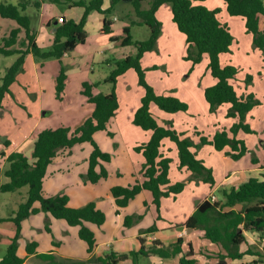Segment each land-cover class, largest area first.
<instances>
[{
    "label": "trees",
    "instance_id": "obj_1",
    "mask_svg": "<svg viewBox=\"0 0 264 264\" xmlns=\"http://www.w3.org/2000/svg\"><path fill=\"white\" fill-rule=\"evenodd\" d=\"M44 1L66 4L70 7L78 5L85 8L80 21L65 17L60 21L57 18L59 22L54 33V40L48 48L38 44L37 29L33 26V19L25 13L31 5L39 9ZM119 1L121 0H111V7L113 8ZM198 1L205 0H148V7L144 6L145 0H131L134 12L139 18L132 24L149 26L151 34L145 40H135L131 34V26L124 28L126 36L122 39V44L134 45L137 52L134 55L115 60L113 69L104 79L105 83L112 84V90L109 93L95 92L99 83L84 81L82 93L89 102L95 105V109L80 125L74 130L66 126L40 130L36 134L35 147L31 157L20 151H13L6 157L4 166L0 162V192H13L28 186L26 200L20 204L18 210L10 218L16 224V233L0 264H23L25 258L18 254L22 221L39 212L50 213L56 218L65 219L70 225L80 226L79 235L87 242L88 252L94 250L96 247L95 232L86 223L90 222L101 226L106 220L104 211L94 201L80 207H72L67 194L45 195L43 183L48 167L59 150L70 149L76 144L84 142H89L93 147L85 178L92 183H97L109 176L104 162L111 161L112 154L102 150L95 139V133L99 130H107L108 122L117 113L120 101L115 87L118 78L130 69L136 71L139 84L144 90L141 104L135 111L133 121L145 130H152V134L147 142H142L134 147L145 157L142 167L144 179H137L134 184L129 186H113L111 192L116 204L119 207H126L133 198L146 189L152 192L153 201L160 211L163 197L171 195L176 197L185 188V181L171 183L172 158L163 156L161 151L165 138L177 145L180 168L186 167L194 177L206 181L211 180L212 184L215 183L212 169L208 168L204 160L199 158L193 150V146H198V144H195L185 132L174 128L173 121H167V125L160 124L152 110V105L155 104L165 112L176 113L188 111L189 104L176 95L158 93L148 81L147 68L142 63L144 54L157 47L162 32V22L157 16V11L162 5L170 3L172 19L185 35L188 43L185 58L198 63L204 54L209 56V69L217 79L215 84L205 88V98L211 110H216L222 104L230 103L229 115L240 119L238 123L234 124L232 131L237 133L242 128L246 132H253L251 126L246 124L244 119L246 114L261 101L253 93L238 95L230 82L238 74V67L230 63L225 65L221 63L222 54L231 51L235 36L231 27L218 18L220 11L218 8L210 9L199 4ZM225 3L231 16H240L244 19L246 31L252 34L254 47L263 51L264 60V0H225ZM103 4L104 0H21L18 4L0 2L1 16L17 22V26L0 40V54H19L16 61L7 68L2 77L0 111L4 107L5 97L12 92V84L24 68L27 56L32 54L40 62L52 58L61 61L66 53L73 51L78 44L86 42L88 32L85 29V24L92 11L111 12L112 8L103 9ZM103 30L106 33L110 32V22L106 19ZM116 39L117 37L112 36V40ZM153 68H157V66L155 65ZM67 78L66 67L62 64L56 79L57 97L60 99H62ZM252 80V75H248L247 83ZM207 143L213 144L219 151L230 146L231 149L227 153L233 159H240L252 151L243 140L234 135L231 136L226 130L216 132L212 139L201 136V144ZM5 144L9 145L10 141L5 140ZM2 155L5 156V152H2ZM251 161L253 164L259 162L257 158H252ZM221 192V199L211 201L210 198H206L201 201L186 221V227L201 230L207 239L222 245L226 252L218 255L221 260L242 258L247 253H255L259 255V259L242 264L263 263L264 251L252 249L241 251L240 245L246 241V232L248 231H258L264 236V175L263 178L250 177L238 188H224ZM37 202L40 203V206H36ZM134 221V215L126 216L125 224L131 226ZM156 230L157 227L154 225L144 232ZM140 240L142 245L137 251L128 253L111 251L104 257H91L87 260L70 259V262L71 264H141L139 257L158 255L162 258L180 256L179 264H199L195 257L188 254L193 250L192 244L189 243V250L185 249L186 240L183 237H179L175 242L169 244L155 240L150 246L144 244L143 238ZM37 246L36 241L30 242L27 245V253H36ZM38 256L53 259L50 254L41 253ZM129 259L131 261L126 262Z\"/></svg>",
    "mask_w": 264,
    "mask_h": 264
},
{
    "label": "crops",
    "instance_id": "obj_2",
    "mask_svg": "<svg viewBox=\"0 0 264 264\" xmlns=\"http://www.w3.org/2000/svg\"><path fill=\"white\" fill-rule=\"evenodd\" d=\"M111 4H112L111 0H104L103 9L112 8ZM144 6L145 7L149 6L148 0H145ZM162 8H163V5L157 11V16L161 22L162 20H161L160 14H161ZM36 10L37 11L35 15V20L37 22V26L35 27L37 29V42L42 47H48L52 44L54 40V33L56 31L57 24H58V23L55 24L54 21L57 20V18L65 17L66 19H74L75 21H80L85 12V8L83 6L76 5V6L70 7L66 4H56V3H52L48 1L42 2L41 7L39 9L36 8ZM105 19L110 22V32L109 33H106L103 30L105 26ZM138 20L139 18L134 12V7H133L131 0L119 1L111 9L110 13H101L99 11H92L89 14L87 22L85 24V29L88 32V37L86 39V42L78 44L73 51L66 53L61 59L62 64L65 65L67 74H68V78L66 80V86H65V90L63 94H65V91L68 88L67 81L69 80V78H71V76L75 75L76 81H77L76 87L78 90V97L75 99V101L78 103V105L73 107V109H69V111H66L64 113L65 117L63 118L62 121L54 122V121H50L47 117V115L52 114L53 112L52 107L49 105H46L44 103V100L40 98L36 106H37V112L39 113L40 111L42 113L40 115L38 114V118L35 120V123L33 124L32 128H30V130H28L25 134H22V136H20V138L17 140H12L8 136H5V138L2 139V142L0 143L1 155H2V152H5L6 154L5 156L2 155V158L0 160L2 166L5 165L6 157L13 151H20V152H23L28 157H31L32 152L35 147L36 134L38 131L47 129V128H57L59 126H66V127H70L73 129L77 127L78 125H80L93 112V110L95 109V105L92 102H89L87 97L82 93V88H83L82 84L84 81L97 82L99 83V85L94 90L95 92L97 91H102L105 93L110 92L109 90L104 91L102 86H104L105 84H110V83H105L104 79L109 75L110 71L113 69L115 60L124 58L128 55H134L137 52V48L134 45L122 44V39L126 36L124 28L130 25L131 34L133 38L135 40H144V39H136L133 35V26H136V25L143 26L141 24H135V25L132 24L133 21H138ZM231 20H233V18L229 17L228 20L226 21L224 20L223 22L227 23L230 26ZM241 24L244 25L245 27L244 19L242 20ZM112 36L117 37V39L112 40ZM179 38H181L183 42L186 40V37L179 36ZM235 39H236V36H235ZM252 39H253V36H252ZM234 43H235V40H234ZM157 46L158 47L160 46V42H158ZM187 46H188V43L186 41V45L183 47L187 49ZM149 52H146L142 58V63L144 66L145 64L147 65L146 58H147V53ZM28 59H30L36 67L38 66L43 67V73L48 72L49 76L55 79V85L57 84L56 79H57V76L59 74V71L62 65L60 60L52 58V59H47L43 62H40V61H37L32 54H29L27 56L26 60ZM95 63H103V64H107L108 66V68L104 70L101 76H99L98 78H95V68H94ZM155 65L157 64L147 65V67L145 66L147 68V73H148L149 68ZM88 67L91 68V72L86 73L84 70L88 69ZM131 70H134V69H130L125 74L121 75L118 78V81L121 78L125 79V77L128 76L127 75L128 72L130 73ZM131 76L133 77L132 73H131ZM47 79L48 78H46V80ZM147 79H148V76H147ZM152 85L155 86L154 83ZM205 88L206 86L204 85L201 87L199 93L197 94V101H196V105L197 106L201 105V107L203 108L205 106V100H206ZM173 89L174 88L172 86L168 85L167 88H165L164 90H158L156 88V91L158 93H163V92H169L171 90L173 91ZM41 90L43 91L44 88L42 87ZM63 94H62V99L63 101H65L66 98L63 96ZM143 94L144 92L139 91L138 97L140 100ZM174 94L189 104L188 111H190L192 103L190 101L189 96H187L188 94H185L186 96L179 94V93L178 94L174 93ZM66 96H67V93H66ZM67 102L69 106L71 100L67 99ZM140 104H141V101H140ZM154 105L155 104L152 105L153 113H154ZM138 107H134V106L131 107L130 109L131 113L127 117L120 116L117 111V113L108 122V129L99 130L95 133V139L100 145L98 138H97L98 134H100L99 132L106 131L108 132V134L112 133L113 138L115 139L116 136L114 135H116L117 133H122L123 131L126 134V136L124 137L126 145L122 147L121 145L122 140L116 142L118 146L115 148L113 147V148L104 149L100 145L103 151L110 152L112 154V158H111V161L104 162V165L109 171V176L105 179H101L97 183L91 182L94 185H97V186L100 185L102 189L96 190L94 194L91 196V198H89V200H86L85 202L86 204L91 201L96 202L97 206L101 210H103L106 215V220L101 226H98L90 222L86 223L95 232L96 247L94 248V250L92 252H88L87 242L83 240L79 235L80 226L70 225L67 223L65 219L56 218L52 216L50 213L39 212V213L30 215L29 217L25 218L22 221V232H21V236L19 239L18 254L25 258L23 264H71L70 262L71 260H87L91 257H104L105 255L109 254L111 251H114L117 253H128L130 251H137L140 249L142 245L140 238L144 239V244L146 246H150L155 240H160L164 244H169V243L175 242L179 237H183L186 240V244L184 246L185 249L189 250L188 245L189 243L192 244L193 254H190V252H188V254L195 257L198 260L199 264H242V263L253 261L255 259H259L258 254L247 253L242 258H236V259L226 258L224 260H221L218 255L220 253H225L226 252L225 249H223L222 245L220 244L208 245V243H212V241L207 239L204 236L203 231L196 230L193 228L191 229L187 228L185 225L186 223L185 221L176 222L175 224H161L160 220L157 219V217L155 216V213H152L151 219L145 221L146 214L144 215L142 211H139V210L133 211V212L129 211L127 213V216H131V215L135 216L134 224L130 227L127 226L129 227L128 230L125 227L126 225H124L125 223L122 224V218L124 215V212L121 211L122 209L130 206L131 203L134 202V200H136L143 194H145V197L147 199H153V194L152 196L149 195L147 193L149 190H146V189L142 190L135 198H133L126 207H119L116 204L113 195H111L112 199L110 197V193L112 194L111 188L113 186H117V185L129 186V185L134 184L137 179H140V180L144 179L143 175L140 173L142 172V167L145 162V157L141 152H137L134 149V147L142 142H147L151 137L152 130H145L139 125L134 123L133 121L134 114ZM179 112H187V111H179ZM162 115L164 116V114ZM122 118H125V121ZM165 121H170V119L169 120L165 119ZM174 128H175V125H174ZM196 133L203 134L201 136H207L209 139L213 138L209 135H205V132L203 131L201 132L197 131ZM5 140H9L10 144L6 145ZM167 140H170V139L165 138L163 140V146L161 147V151H162L163 156L170 157L171 154H169L167 149L164 148L166 143L168 144ZM170 142H173V141H170ZM262 145L264 146V140H263ZM169 147H170V150L172 151L176 150L175 145L171 143L169 144ZM75 148L76 147L73 146L70 149H60L59 150L57 156L54 158L53 162L48 167L47 174L44 178L43 190H44L45 195L67 194L70 198L69 204L72 207H80V206H83L85 203L76 204L75 202L77 201V196L72 195V193L66 189V186L72 185L70 183L71 179L65 177L66 175H68L67 172L70 171L72 168H74L78 172V167L76 168V161H73V155H71L74 152ZM91 152H89V154L87 153V155L83 158V160H85L86 162L82 165L83 168L80 172L81 175H84L87 173V170L89 167V156ZM196 154L198 156L197 152ZM246 155L240 159H245L247 157ZM198 157L201 158L200 156ZM255 158H257L259 162L253 164L251 161L252 158H250L249 160H246L244 162L243 168H241L240 170H234L229 175L227 174L219 182V184H215V183L212 184L211 190L207 194L206 198H210V196L214 194L218 200L221 197H220V194H217V193L222 188H228V189L230 187L238 188L242 183L246 182L250 177L263 178V175H264L263 155L255 157ZM115 160H118V165H119L118 167H120L116 171L117 176H119L120 178L121 176H123L124 173H126L125 169L126 170L131 169V172H130V174L132 173L131 181L127 183L125 182L123 183L121 182L122 181L121 178H120L121 181L115 180L114 182H111V183H107V181H105L106 179L112 176L110 165ZM181 171L183 174H185V176L183 179L181 178L182 180H177V181H185L187 185L191 181V176H193L192 172L187 170L186 167L181 168ZM77 172H75L73 179H72L74 180V183L78 182V180L75 179L76 178L75 175H78ZM170 172H171V166H170ZM174 181L176 180H172L171 178V183H175ZM184 189L180 193H178L176 197L171 195L168 197H163L162 200L165 198H171V197L174 199H177L182 194ZM102 192H104L106 194V197L110 199V203L108 207L112 209V211L114 212V216H116L112 218V220L108 219V211L105 210L104 206L100 202L101 201L100 193ZM162 200H161V205H162ZM36 206H40V203L37 202ZM111 209L109 211H111ZM14 213L15 212H13V214L7 218L9 225L0 227V242H1L0 261L2 260L7 250V247L11 242V239L14 237L16 233V228H17L16 224L14 221L10 219L14 215ZM2 220L0 218V222H2ZM154 225L157 227L156 231L144 232ZM181 226H184L182 230L179 228ZM246 235H247L246 241L240 245L241 251H247L248 249H252L254 251L256 250L264 251V236L261 235V233H259L258 231H248L246 232ZM195 239L207 240L206 242L208 243L206 244V246L196 247L193 243ZM33 241H36L38 243V246L36 249L37 252L28 254L27 245ZM41 253L50 254L51 256H53V259H46V258H42L38 256V254H41ZM179 257L180 256L171 257V258H162L158 255H152L149 257L141 256L139 257V262L141 264H179ZM130 261L131 260L129 259L126 262H130ZM261 264H264V262L263 263L261 262Z\"/></svg>",
    "mask_w": 264,
    "mask_h": 264
},
{
    "label": "rangeland",
    "instance_id": "obj_3",
    "mask_svg": "<svg viewBox=\"0 0 264 264\" xmlns=\"http://www.w3.org/2000/svg\"><path fill=\"white\" fill-rule=\"evenodd\" d=\"M20 1L21 0H0V2H10L14 4H18ZM198 3L205 5L210 9L218 8L220 10L218 18L222 22L228 20L229 17L233 18V20L230 21V26L236 36L235 43L233 44L231 51L222 54L221 63L223 65L230 63L238 67V74L234 79L230 80L238 95L253 93L261 101V103L254 106L253 109L246 114L244 119V122L251 126L253 132H246L242 128L237 133L232 131V127L234 124L238 123L240 119L239 117L229 115L231 111L230 103L220 105L216 110H211L207 100H205L204 108L201 107V105H196L197 94L201 87L203 85L206 87L211 86L217 81V79L212 75L211 70L209 69L208 54H204L203 58L198 63H194L193 60L185 58L187 55V49L183 46L186 45V40L183 42L181 38H179V36L185 37V35L178 30L176 24L173 22L170 3L163 5L160 14L162 20V32L158 39L160 46H157L154 50L147 53L146 58L147 65L157 64V69L153 68V66L150 67L147 76L148 80L152 84L154 83L158 90H164L168 85L174 88L173 91L163 92L164 94H188L187 96H189L192 103L190 111L166 113L161 110L160 107L154 105V113L161 124L167 125L165 119H170L173 121L175 128L178 131L185 132L187 136L192 137L195 144H198V146H193V150L204 160L205 165L212 169L214 182L215 184H219L227 174L229 175L232 171L243 168V164L246 160L261 155H263L264 159V146L262 145L264 140L263 51L254 47L252 34L248 33L244 25L241 24L243 18L240 16H230L228 14L225 0H205L202 2L198 1ZM36 11L37 10L33 5L29 6L25 11V13L32 17L33 26H37L35 20ZM16 26L17 22L15 20L4 18L0 14V40ZM150 34L151 30L147 25L133 26V35L136 39L145 40ZM18 56L19 54H0V84L7 68L16 61ZM147 65L145 64L146 67ZM94 68L95 78H98L108 66L103 63H95ZM84 71L86 73L91 72V68L88 67V69ZM131 73L133 77L131 76ZM127 75L128 76H126L125 79L121 78L115 87L120 99V107L117 111L122 117H127L131 113V107L140 106L141 100L138 97L139 91L144 92L143 87L139 84L136 72L131 70ZM248 75H252L253 77V80L249 83H247ZM46 78L48 79L46 80ZM67 82L68 88L66 89L65 94H63L66 100L63 101V99L57 97L55 79L53 77L51 78L48 72L43 73V67H36L30 59L26 60L23 70L18 74L17 80L11 87L12 92L5 98L4 107L0 111V143L5 136H8L12 140H17L22 134H25L30 128H32L35 120L38 118V114L40 115L42 113L40 111L39 113L37 112L36 106L40 98L44 100L46 105L51 106L53 109L52 114L47 115L48 119L54 122L62 121L65 117L64 113L78 105L75 101L78 97L75 75L71 76ZM42 87L44 88L43 91L41 90ZM102 87L104 91L112 90V84H105ZM67 99L71 100L69 106ZM162 114H164V116ZM122 119L125 121V118ZM75 128L71 129L74 130ZM222 130H226L231 136L234 135L236 138L243 140L246 145L252 149L251 153L246 155L247 157L245 159H233L227 154V151L231 149L230 146L224 151H219L211 143L201 144L200 136L203 134L196 133L197 131H203L205 132V135L213 137L216 132ZM99 133L100 134H98L97 138L104 149L117 147L118 145L116 142L121 140L122 147L126 145L124 139L126 134L123 131L122 133L114 135L116 136L115 139L113 138V134H108L106 131H101ZM170 141L171 140H167L168 144L166 143L164 146L168 153L171 154L170 157L173 160L171 164L170 179L172 178V180L176 181L182 180L185 174L182 173L181 168L178 166L179 154L177 146L174 142ZM170 143L175 145V151L170 150ZM75 147L76 148L71 155H73V161H76L78 172L74 168L67 172L68 175L65 177L71 179L70 183L72 185L66 186V189L70 191L72 195L77 196L76 204H84L86 200L91 198L96 190L102 188L100 185L97 186L89 182L85 178L86 174L81 175L80 173L83 168L82 165L86 162L83 158L87 153L89 154V152L92 151V145L89 142H84L76 144ZM1 158L2 155L0 148V160ZM110 166L112 176L105 180L107 183L114 182L115 180L121 181V179V182L123 183L131 181V169H125L126 173H124L120 179L116 174V171L120 168L118 167V160L112 162ZM75 172L78 174L75 175V179L78 180L77 183H74V180H72ZM140 174L143 175L142 172ZM186 186L187 187H185L184 191L177 199L172 197L163 199L160 209L161 211L158 210L153 199H147L145 194H143L134 200L130 206L121 210L124 212L122 224L125 223L129 211L133 212L137 210L142 211L144 215L146 214L145 221L151 219L152 213H155V216L160 220L161 224H175L176 222L181 221L186 222L189 216L193 214V211L199 202L207 197V194L211 190L212 181H206L202 178L200 179L191 176V181ZM222 189L217 193L220 194L221 198ZM27 190L28 186H24L18 189V191L0 192V218L3 219L2 222H0V227L9 225L7 218L10 217L13 212L18 210L20 204L26 200ZM147 193L152 196L150 191ZM100 194V202L105 210L108 211V219L112 220V218L116 216H114L112 209L108 207L110 199L106 197L104 192ZM111 195L112 194L110 193L112 199ZM110 209L111 211H109ZM125 227L128 230L130 226ZM206 241L207 240L203 239H195L193 243L196 247H202L206 246L208 243ZM212 244L217 245L218 243H208V245Z\"/></svg>",
    "mask_w": 264,
    "mask_h": 264
},
{
    "label": "built area",
    "instance_id": "obj_4",
    "mask_svg": "<svg viewBox=\"0 0 264 264\" xmlns=\"http://www.w3.org/2000/svg\"><path fill=\"white\" fill-rule=\"evenodd\" d=\"M62 19H63V17H62V18H59L60 21H62ZM210 200H211V201H216L217 198H216V196L213 194V195L210 196Z\"/></svg>",
    "mask_w": 264,
    "mask_h": 264
},
{
    "label": "water",
    "instance_id": "obj_5",
    "mask_svg": "<svg viewBox=\"0 0 264 264\" xmlns=\"http://www.w3.org/2000/svg\"><path fill=\"white\" fill-rule=\"evenodd\" d=\"M58 21H59V20H58ZM58 21H57V20H55V21H54V23H55V24H57V23H58ZM179 228L182 230V229L184 228V226H181V227H179ZM190 229H191V228H190ZM190 254H193V250H192V251H190Z\"/></svg>",
    "mask_w": 264,
    "mask_h": 264
}]
</instances>
